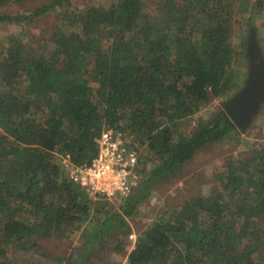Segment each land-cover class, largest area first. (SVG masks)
<instances>
[{
	"label": "trees",
	"instance_id": "trees-1",
	"mask_svg": "<svg viewBox=\"0 0 264 264\" xmlns=\"http://www.w3.org/2000/svg\"><path fill=\"white\" fill-rule=\"evenodd\" d=\"M22 1L0 0V24L50 11L57 21L37 42L22 30L0 43V264H20V250L47 256L38 237L81 225V248L55 260L88 264L113 233L123 252L127 219L199 149L239 138L222 104L187 132L180 123L243 85L250 26L264 57L255 25L264 0H50L3 11ZM108 127L137 148L140 180L126 196L94 198L61 157L89 163ZM126 264H264V138L250 157L227 160L207 194L164 207Z\"/></svg>",
	"mask_w": 264,
	"mask_h": 264
},
{
	"label": "rangeland",
	"instance_id": "rangeland-1",
	"mask_svg": "<svg viewBox=\"0 0 264 264\" xmlns=\"http://www.w3.org/2000/svg\"><path fill=\"white\" fill-rule=\"evenodd\" d=\"M50 0H23L18 3H11L3 7V11L8 13H27L41 3ZM97 0H80V5L92 4ZM239 2V0H238ZM80 8V7H79ZM56 16L53 11L47 12L44 16L38 17L31 25H21L14 23L0 24V43L11 35H16L20 31L30 32V40L38 41L42 32H47L56 23ZM255 25L258 30L259 42L264 49V14L255 18ZM236 41V36H234ZM242 58V54L239 55ZM240 64L242 62H239ZM214 99L211 103L202 106L190 118L184 119L180 123V128L187 132L195 126L196 121L207 119L212 115V109L221 105L227 98ZM264 138V105L253 118L251 124L241 133L239 138L223 140L210 143L199 149L195 155L187 161L175 179L159 183L149 199L142 202L135 216L128 218L131 227V234L124 243V250L115 251L117 244L113 233L109 239L110 243L106 249L95 253L88 264H126V255L134 245L136 233L143 230L155 218L164 207L171 204L181 203L184 199L194 193L207 194L215 185V173L221 169L225 162L238 155L250 157L254 149L260 147ZM86 228L81 225L78 229L68 228L64 235L52 236L49 238L38 237V242L45 249L47 256H42L29 251H16L17 262L20 264H59L55 256H68L76 253L86 240ZM115 234V235H114ZM121 252V253H119Z\"/></svg>",
	"mask_w": 264,
	"mask_h": 264
},
{
	"label": "built area",
	"instance_id": "built-area-1",
	"mask_svg": "<svg viewBox=\"0 0 264 264\" xmlns=\"http://www.w3.org/2000/svg\"><path fill=\"white\" fill-rule=\"evenodd\" d=\"M95 156L85 164L61 157L67 177L92 197L126 196L138 184L141 169L138 150L121 130L104 128L94 140Z\"/></svg>",
	"mask_w": 264,
	"mask_h": 264
},
{
	"label": "water",
	"instance_id": "water-1",
	"mask_svg": "<svg viewBox=\"0 0 264 264\" xmlns=\"http://www.w3.org/2000/svg\"><path fill=\"white\" fill-rule=\"evenodd\" d=\"M248 61L243 85L222 102V107L240 132H245L264 103V57L253 26L248 29L245 46Z\"/></svg>",
	"mask_w": 264,
	"mask_h": 264
}]
</instances>
